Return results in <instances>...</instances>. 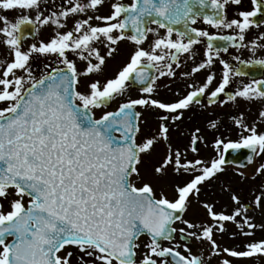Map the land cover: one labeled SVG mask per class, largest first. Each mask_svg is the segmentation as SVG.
I'll return each instance as SVG.
<instances>
[{
    "label": "snow or ice",
    "instance_id": "1",
    "mask_svg": "<svg viewBox=\"0 0 264 264\" xmlns=\"http://www.w3.org/2000/svg\"><path fill=\"white\" fill-rule=\"evenodd\" d=\"M258 53L264 0H0V264H264Z\"/></svg>",
    "mask_w": 264,
    "mask_h": 264
},
{
    "label": "flooded vegetation",
    "instance_id": "2",
    "mask_svg": "<svg viewBox=\"0 0 264 264\" xmlns=\"http://www.w3.org/2000/svg\"><path fill=\"white\" fill-rule=\"evenodd\" d=\"M200 26H203V25H200ZM128 51H130V46H128V45L123 46V54L120 57H118L115 61H112L111 62V64H110V67H111L110 70H115V68L126 58ZM234 54H236V53L234 52ZM249 55H250V53L243 52L242 58L243 59H247L249 57ZM257 56L264 57V53H258ZM255 75L259 78V76H260L259 71H257L255 73ZM244 79L247 80L248 77H244ZM131 95L133 97L136 95V90L135 89H133ZM165 98H170V97L167 96V95H165ZM113 107H115V105ZM257 107H258V105H253L252 108H251V112L254 113L256 111V108ZM223 111H227V109H224ZM150 123H152L151 118H150ZM209 139H211V136H209ZM173 142L174 143H177V144H183V143H186V140H182L177 135L174 134L173 135ZM204 154L205 155H208V152H205ZM229 177H231V171L229 172ZM234 181H235V178H233V182Z\"/></svg>",
    "mask_w": 264,
    "mask_h": 264
},
{
    "label": "rangeland",
    "instance_id": "3",
    "mask_svg": "<svg viewBox=\"0 0 264 264\" xmlns=\"http://www.w3.org/2000/svg\"><path fill=\"white\" fill-rule=\"evenodd\" d=\"M42 65L40 64V62H37L36 64V67H37V70H39V68L41 67ZM111 68V67H110ZM235 182V181H234ZM226 243L228 242L227 240L225 241Z\"/></svg>",
    "mask_w": 264,
    "mask_h": 264
}]
</instances>
